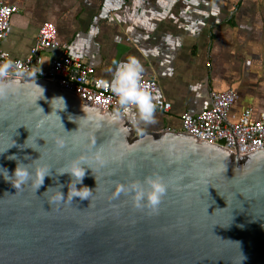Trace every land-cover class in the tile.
<instances>
[{"label": "water", "instance_id": "1", "mask_svg": "<svg viewBox=\"0 0 264 264\" xmlns=\"http://www.w3.org/2000/svg\"><path fill=\"white\" fill-rule=\"evenodd\" d=\"M11 79L19 84L0 98V165L11 172L14 154L52 175L37 189L0 176V264H264V151L239 156L181 131H138L54 80ZM57 96L66 108L52 107H63L50 103ZM100 146L106 163L83 179L93 196L50 204L58 188L48 187L63 183L66 196L71 179L56 171ZM153 172L170 185L158 214L130 194L111 198L118 183Z\"/></svg>", "mask_w": 264, "mask_h": 264}, {"label": "crops", "instance_id": "2", "mask_svg": "<svg viewBox=\"0 0 264 264\" xmlns=\"http://www.w3.org/2000/svg\"><path fill=\"white\" fill-rule=\"evenodd\" d=\"M15 5L11 33L2 49L26 59L45 22L58 30L70 54L84 59L96 76L110 80L113 61L137 57L143 78L154 76L158 96L172 104L156 111L138 131L181 129V115L212 106V93L233 90L229 118L242 111L264 113V0H0ZM59 51L42 53L43 68Z\"/></svg>", "mask_w": 264, "mask_h": 264}, {"label": "built area", "instance_id": "3", "mask_svg": "<svg viewBox=\"0 0 264 264\" xmlns=\"http://www.w3.org/2000/svg\"><path fill=\"white\" fill-rule=\"evenodd\" d=\"M19 13L15 5L0 1V63L11 59L15 61L16 74L11 78L54 80L61 90H69L86 102L114 112L118 107L116 96L107 84L96 76V70L84 59L72 55L68 46L58 40V30L54 23L45 22L38 38L26 59L12 58L2 49L3 41L11 33L12 17ZM59 51L60 55L51 59L48 68H43L42 53ZM35 73L34 76L20 73ZM145 87L150 89L155 98L158 112L168 113L172 104L159 94V84L154 76L142 79ZM238 95L233 90L212 93L211 108L193 115L185 112L181 115V132L202 142L207 139L231 151L238 150V155L254 151H264V113L253 117L251 109L242 111L237 121L229 118L230 110L236 103ZM128 115L124 117L126 119Z\"/></svg>", "mask_w": 264, "mask_h": 264}, {"label": "clouds", "instance_id": "4", "mask_svg": "<svg viewBox=\"0 0 264 264\" xmlns=\"http://www.w3.org/2000/svg\"><path fill=\"white\" fill-rule=\"evenodd\" d=\"M15 63L11 59L0 63V98L14 91L15 85L19 84L18 80L8 78L10 72L13 75L16 74ZM113 63L115 67L108 69L111 72V79L102 81V83L110 87L118 102V107L111 114V119L120 120L126 115H131L137 125L154 123L157 109L156 98L153 92L142 83L145 69L141 61L134 55H129L126 59L113 61ZM20 75L34 76L35 73L24 72L20 73ZM52 101L62 102L63 107H56V105L51 103ZM50 103L55 109H64L67 106L62 96L53 97ZM40 108L44 112L41 106ZM56 143L58 148H64L67 141L60 139ZM29 146L31 145L25 147ZM3 152L0 151V153ZM9 159L17 160L15 168L10 172L6 166L0 165V176L6 181H10L16 188L30 182L37 189L44 183L46 176L52 175V168L48 164H38L33 172L29 163L19 160L14 154ZM39 159L40 156L32 161L35 162ZM93 162L100 165L106 163L102 146L96 147L94 151L89 150L78 153L67 161L59 171H56L58 174L68 173L70 175L71 179L67 184L68 192L65 196L62 191L64 188L63 183H59L56 186L50 185L44 193H47L52 188H58V191L48 199V202L52 205L64 202L65 199L71 202L74 196L82 199L91 198L93 190L83 185V179L88 169H91L94 173ZM132 166L131 164L129 165L130 169ZM78 184L82 186L78 187ZM169 186V183L166 182L162 175L153 172L150 175H145L142 180L134 179L128 184L118 183L111 194V198L119 197L121 193L130 194L131 203L135 208L148 209L150 214H158L159 206L167 194Z\"/></svg>", "mask_w": 264, "mask_h": 264}]
</instances>
